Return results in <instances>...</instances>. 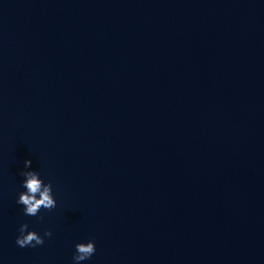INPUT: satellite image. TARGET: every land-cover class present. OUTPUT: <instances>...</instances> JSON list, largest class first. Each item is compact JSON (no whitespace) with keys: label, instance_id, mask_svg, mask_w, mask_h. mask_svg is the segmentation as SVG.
Here are the masks:
<instances>
[{"label":"water","instance_id":"1","mask_svg":"<svg viewBox=\"0 0 264 264\" xmlns=\"http://www.w3.org/2000/svg\"><path fill=\"white\" fill-rule=\"evenodd\" d=\"M25 171L55 208L24 214ZM89 241L80 264H264V0H0V264Z\"/></svg>","mask_w":264,"mask_h":264},{"label":"clouds","instance_id":"2","mask_svg":"<svg viewBox=\"0 0 264 264\" xmlns=\"http://www.w3.org/2000/svg\"><path fill=\"white\" fill-rule=\"evenodd\" d=\"M31 160H25V168H29ZM24 179L22 181V187L26 189L19 194L17 204L22 206L24 214L26 216H38L42 208L51 210L56 207V200L53 196V188L51 182L44 183L40 178L39 172L25 171L21 174ZM39 197V198H37ZM43 219V217H40ZM29 225L23 223L20 225V235L16 238V244L21 247H36L37 245L44 244V237L39 235L36 231L28 230ZM50 230L44 232V236L51 237ZM76 253L73 256L74 264H80V262L90 259L95 251V242L89 241L87 243H78L75 245Z\"/></svg>","mask_w":264,"mask_h":264}]
</instances>
